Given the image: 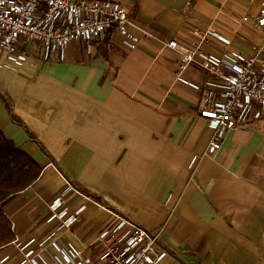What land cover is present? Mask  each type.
Segmentation results:
<instances>
[{"label": "crops", "instance_id": "0c3cea01", "mask_svg": "<svg viewBox=\"0 0 264 264\" xmlns=\"http://www.w3.org/2000/svg\"><path fill=\"white\" fill-rule=\"evenodd\" d=\"M135 23L129 38L110 30L101 42L70 44L62 62L31 58L21 71L0 69V131L42 168L4 203L14 241L1 264H19L17 244L52 240L95 258L98 234L114 215L159 236L161 264H264V118L228 131L214 157L213 130L199 115L202 94L176 79L178 52L218 56L228 47L250 56L264 47L251 21L260 0H112ZM247 21H243V18ZM128 40L135 47L124 43ZM182 77L208 80L195 63ZM15 117L19 122L12 120ZM69 227L49 220V204L66 183ZM53 248L41 255L52 264Z\"/></svg>", "mask_w": 264, "mask_h": 264}, {"label": "built area", "instance_id": "2783aa9c", "mask_svg": "<svg viewBox=\"0 0 264 264\" xmlns=\"http://www.w3.org/2000/svg\"><path fill=\"white\" fill-rule=\"evenodd\" d=\"M251 23L264 36V0H260L259 12ZM134 25L125 6L112 0H0V69L17 73L31 58L62 62L70 44L82 42L89 52L90 45L101 42L112 29L129 38V29ZM198 35L202 40L212 36L228 48L215 56L198 48L180 47L176 40H168L165 46L179 54L176 79L202 94L199 115L213 130L205 155L214 157L228 131L264 118V47H256L247 56L231 49L230 40L221 35ZM124 43L135 47L128 40ZM192 63L208 76L203 86L182 77ZM72 192L78 191L67 182L49 204V220L61 221L57 230L77 219L79 211L69 214L66 206ZM158 239V235L115 214L113 224L98 234L104 245L99 256L91 258L73 247L62 248L50 235L40 241L30 239L22 246L17 244L23 251L19 264H48L41 257L48 245L56 252L52 264H161L167 252L159 247ZM7 258L0 259V264Z\"/></svg>", "mask_w": 264, "mask_h": 264}, {"label": "trees", "instance_id": "16d2710c", "mask_svg": "<svg viewBox=\"0 0 264 264\" xmlns=\"http://www.w3.org/2000/svg\"><path fill=\"white\" fill-rule=\"evenodd\" d=\"M0 99L11 112L6 98L0 94ZM41 171L42 168L33 158L15 149L0 131V249L14 241L11 222L3 211L4 203L30 186L40 176Z\"/></svg>", "mask_w": 264, "mask_h": 264}, {"label": "rangeland", "instance_id": "374dc122", "mask_svg": "<svg viewBox=\"0 0 264 264\" xmlns=\"http://www.w3.org/2000/svg\"><path fill=\"white\" fill-rule=\"evenodd\" d=\"M262 172H263V174H264V168H262Z\"/></svg>", "mask_w": 264, "mask_h": 264}]
</instances>
